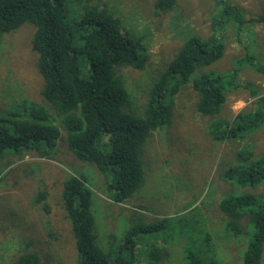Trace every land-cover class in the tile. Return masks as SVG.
I'll return each instance as SVG.
<instances>
[{
	"label": "trees",
	"instance_id": "trees-1",
	"mask_svg": "<svg viewBox=\"0 0 264 264\" xmlns=\"http://www.w3.org/2000/svg\"><path fill=\"white\" fill-rule=\"evenodd\" d=\"M211 1L215 14L210 34L183 40L173 58L153 76L155 80L141 89L139 99L144 107L137 114L129 110L127 84L116 69H144L149 60L147 45L105 6L91 0H0V41L23 24L32 25L31 49L43 79L40 102H23L0 120V159L32 153L52 160L58 144L65 141L78 160L93 164L107 180L113 201L124 203L143 184V146L170 122L176 95L190 85L196 93V111L211 118L210 138L245 141L233 154L235 163H223L222 180L242 190L264 182V153L257 158L249 139L250 133L264 124V90L249 81L239 82L243 70L264 77V43L258 41L255 30L264 26V15H248L227 0ZM175 3L155 0V15L171 11ZM229 30L242 48L235 66L226 73L203 72L201 68L223 57ZM245 38L248 43H243ZM241 85L254 98L253 108L239 111L230 121L221 120L218 114L226 94ZM46 197V191H38L34 203L45 208ZM60 198L77 252L76 264H162L164 248L149 244L148 239L166 230L183 233L186 246L182 264L221 263V254L213 246L214 236L207 228L198 227L194 213L189 217L182 214L175 223L167 217L149 223L133 221L118 239L109 235L108 248L103 250L96 243L91 191L85 180L66 177ZM218 209L221 233L250 236L242 264H261L264 193L243 190L238 195L228 194ZM11 264H40V259L36 253H25Z\"/></svg>",
	"mask_w": 264,
	"mask_h": 264
},
{
	"label": "rangeland",
	"instance_id": "rangeland-1",
	"mask_svg": "<svg viewBox=\"0 0 264 264\" xmlns=\"http://www.w3.org/2000/svg\"><path fill=\"white\" fill-rule=\"evenodd\" d=\"M227 1L242 7L248 15H264V0ZM91 2L105 6L147 45L149 60L144 69H116L128 86L125 85L129 110L137 114L144 107L139 99L141 89L155 80L153 76L173 58L186 37L205 38L210 34V21L215 14L211 0H176L171 11L159 15L154 13L155 0ZM255 30L258 41L264 43V26ZM33 31V26L25 23L0 41V120L23 102H40L43 79L31 49ZM248 42L245 38L243 43ZM225 43L223 57L201 68L203 72L226 73L235 66L242 48L232 30L227 32ZM248 81L264 90V77L243 70L239 82ZM188 88L191 86H184L176 95L170 122L157 129L143 146L144 181L124 203L113 201L107 180L93 164L78 160L65 141L58 144L52 160L32 153L9 154L0 159V264H11L25 253H36L40 264H76L77 252L60 198L62 182L69 176L82 177L91 191L96 243L103 250L108 248L109 235L118 239L133 221L149 223L167 217L175 223L182 214L188 213L189 217L194 213L198 227L207 228L214 236L213 246L221 254L220 264H242L250 236L221 233L223 222L218 204L228 194L238 195L243 190L261 195L264 182L254 189L242 190L222 180L223 163H235L233 154L245 141L212 140L208 134L211 118L196 111V93ZM253 102L254 98L241 85L226 94L218 118L230 121L239 111L253 108ZM249 139L254 155L260 157L264 153V124L252 131ZM41 190L47 193L45 208L34 203L35 195ZM182 235L179 231L166 230L160 236L149 237V244L158 243L165 250L162 264H182L186 246ZM262 255L261 264H264V246Z\"/></svg>",
	"mask_w": 264,
	"mask_h": 264
}]
</instances>
